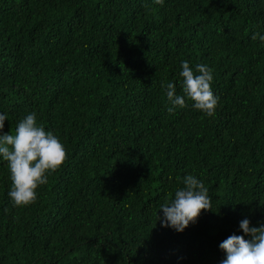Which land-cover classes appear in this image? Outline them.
Here are the masks:
<instances>
[{
  "label": "trees",
  "instance_id": "16d2710c",
  "mask_svg": "<svg viewBox=\"0 0 264 264\" xmlns=\"http://www.w3.org/2000/svg\"><path fill=\"white\" fill-rule=\"evenodd\" d=\"M254 33L264 0H0L2 132L35 112L67 152L27 206L0 157V264H221L242 220L264 224ZM184 61L213 70L212 117L185 96ZM169 83L186 102L172 114ZM187 175L212 210L177 232L160 209Z\"/></svg>",
  "mask_w": 264,
  "mask_h": 264
},
{
  "label": "clouds",
  "instance_id": "9594fccd",
  "mask_svg": "<svg viewBox=\"0 0 264 264\" xmlns=\"http://www.w3.org/2000/svg\"><path fill=\"white\" fill-rule=\"evenodd\" d=\"M163 5L164 0H154ZM264 41V35L254 33ZM183 92L194 102L193 107L212 117L215 113L218 98L212 91L213 70L205 65H196L195 72L188 61L182 63ZM167 98L173 107L186 106L185 96L176 95L175 86L167 85ZM6 114H0V157L8 162L11 189L8 193L14 206H27L37 199V188L48 182L47 173L55 172L67 159V152L59 138L51 131H46L37 124L36 113H29L19 123L15 132L3 133ZM184 187L175 192L170 203L161 205L163 211L162 226L171 227L183 232L190 224L195 223L203 211L212 210L208 189L202 181L193 175L183 180ZM244 235H230L220 249L226 254L221 264H264V224L252 226L248 219L240 222ZM250 236L245 239L244 236Z\"/></svg>",
  "mask_w": 264,
  "mask_h": 264
}]
</instances>
